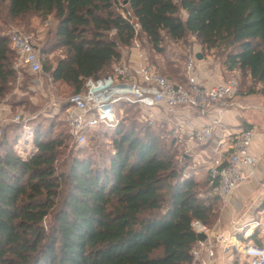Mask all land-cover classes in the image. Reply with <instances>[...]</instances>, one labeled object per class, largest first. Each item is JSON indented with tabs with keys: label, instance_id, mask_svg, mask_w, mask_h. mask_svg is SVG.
<instances>
[{
	"label": "trees",
	"instance_id": "16d2710c",
	"mask_svg": "<svg viewBox=\"0 0 264 264\" xmlns=\"http://www.w3.org/2000/svg\"><path fill=\"white\" fill-rule=\"evenodd\" d=\"M49 17L56 26L38 51L42 70L73 94L85 80L111 75L122 52L128 60L134 39L163 54L165 39L178 43L187 36L203 50L224 53L229 72L252 86L264 85V0H0L2 23L28 29L32 18ZM58 48L63 57L54 65L45 62ZM146 61L185 85V75L168 62L160 71L149 56ZM14 62L9 37L0 30V103L17 81ZM32 77L22 73L28 83ZM236 82L243 94L246 84ZM117 108L141 113L125 103ZM3 131L0 264H191V252L204 238L192 223L211 227L216 221L218 200L198 197L202 188L208 191L209 176L203 185L179 176L174 143L150 126L125 129L120 122L87 133L86 140L114 132L105 164L85 156L71 160L66 171L58 158L69 132L54 135L51 126L38 125L33 152L23 159L13 150L17 139Z\"/></svg>",
	"mask_w": 264,
	"mask_h": 264
},
{
	"label": "built area",
	"instance_id": "2783aa9c",
	"mask_svg": "<svg viewBox=\"0 0 264 264\" xmlns=\"http://www.w3.org/2000/svg\"><path fill=\"white\" fill-rule=\"evenodd\" d=\"M136 32L138 25H135ZM10 45L15 54L14 69L17 81L23 72L31 75L42 73V63L38 51L30 37L19 31L8 35ZM137 39L133 40L131 50L141 52ZM138 62L122 59L112 66L111 75L101 79H87L81 92L72 94L62 104L65 106V122L71 138L83 145L86 134L100 127L112 129L119 122L122 110L120 103L139 108L145 119L156 117L155 112L175 114L180 109L190 110L204 121L203 125L193 127L186 121L176 122L177 130L184 133L197 145H206L215 141V160L208 172L209 189L201 198H216L221 209L228 204L231 196L245 183H259L257 166L258 158L251 147L256 136L253 128H240L234 131L226 127L220 114L223 109L212 111L217 106L231 102L238 96V85L229 80L213 86H204L197 76L198 60L187 56L183 65L185 85L175 84L157 69L148 65L143 56ZM224 109H227L224 107ZM10 107L0 103V125L4 123L19 124L20 117H11ZM2 127L0 126V137ZM264 197V184H260ZM238 222L232 221L231 229L221 225L217 218L214 225L208 227L199 221L192 223L196 234L204 238L193 248L191 264H213L216 251L222 255L235 253L246 264H264V246H255L245 235L239 239ZM254 227L263 226L255 222ZM202 258L204 259L203 261Z\"/></svg>",
	"mask_w": 264,
	"mask_h": 264
},
{
	"label": "rangeland",
	"instance_id": "374dc122",
	"mask_svg": "<svg viewBox=\"0 0 264 264\" xmlns=\"http://www.w3.org/2000/svg\"><path fill=\"white\" fill-rule=\"evenodd\" d=\"M119 11V9H116V12ZM31 22L32 25L27 29L19 23H10L8 20L6 23L0 21V30L4 32L6 36L13 31H19L25 34L31 38L35 49L39 51L44 43L51 39L52 35L50 34L54 32L56 22L51 17L47 18L44 22L32 18ZM141 43L143 48L140 42L139 46L144 57L147 58V56H149L152 61H155L159 70L168 62L171 68L179 70L180 75L183 76V65L187 56L192 55L196 58L197 55H200L201 60H198L197 70L199 81L201 80V74L209 71V69L214 70L217 68L220 70L223 82L235 80L246 84L244 86L245 89L243 88L242 90L244 93L238 95L239 98L258 96L262 97L264 100V85L252 86L253 84L248 80H242L238 73L229 72L224 65V53L216 50L208 51L201 49L200 45L191 36H187L184 41L178 43L165 39L161 46V49L164 51L163 54L150 50L149 45L145 41H142ZM146 52H148L147 56ZM64 54V49L58 48L49 54L48 59H45V62L54 65ZM122 55L123 58L126 59V52H122ZM32 76L33 77L29 83L24 81L21 77L19 81L15 82L9 95L2 100L7 105L12 106L11 117L16 115L20 117L21 121L19 124L4 123L0 126L2 127V131L5 128L3 132L6 136L10 139L14 136L17 139L13 150L23 159L33 152V131L38 125L41 126V129H49L51 126L53 129L52 134L54 135L61 134L65 137L68 134L69 130L65 122V113L63 114L60 110L63 107L62 103L74 92L73 88L68 85L63 83H53L45 71H42L41 74ZM236 116L239 126H242L243 123L247 125L243 112L237 111ZM118 120V123L121 122L125 129L132 126L145 125L160 132L167 144H170L171 142L174 143L172 145V150L175 155L174 161L179 176L182 178L191 177L202 185L206 182L209 168L216 159L214 153V143L216 144L215 140H211L206 145L195 144L190 138L184 135V133L177 130L176 121L170 113L165 114L163 117L158 115L149 120L145 119L143 114L136 113L135 110H132L131 112L123 114L122 112L121 114L119 113ZM261 120L262 124H264V116ZM254 127L257 131H260L259 126ZM12 129L13 131H11ZM258 134L264 145V133L260 131ZM113 135V131L103 135H88L87 140L83 145H78L72 138H66L64 140V146L61 147L59 151L61 153L58 158L59 164L61 166L63 165L61 170L66 171L67 164L71 160L85 156L91 157L97 164H105L104 162L108 152L112 151ZM259 168L261 174L258 177L259 182L260 184H264V154ZM260 184L255 183L258 197L256 196V200L254 199V201H251L249 204L252 206L254 205L253 208L258 206L259 196H262V188ZM205 193L206 190L202 188L201 191H199L198 197L201 198ZM215 211L216 220L217 218L221 219L224 209H221L220 205H218L216 206ZM256 217L257 216H254V219H256ZM254 223L255 222L247 223L245 227L249 228L250 226H253ZM234 259L237 261L236 264H246L243 260H240L239 257ZM214 264H218V262H214Z\"/></svg>",
	"mask_w": 264,
	"mask_h": 264
},
{
	"label": "crops",
	"instance_id": "0c3cea01",
	"mask_svg": "<svg viewBox=\"0 0 264 264\" xmlns=\"http://www.w3.org/2000/svg\"><path fill=\"white\" fill-rule=\"evenodd\" d=\"M140 56H143L144 60L146 61V58L144 57V54L142 52H136L135 50H131L128 55V61L130 62H138L141 60ZM208 72V73H207ZM205 72L204 74H201V80L200 83L204 86H213L219 83H223L222 81V75L220 73V70L215 68L214 70H210ZM223 109V112H221L220 117L222 123L234 130L237 131L242 126H239L236 112L237 110L234 109H224L222 106H217L211 113L212 116L216 115L215 112L217 110ZM156 116H165V114L160 113L158 111L155 112ZM171 114V113H170ZM174 120L176 122L179 121H186L188 124H190L193 127L201 126L203 125L204 121L197 117L196 113L190 110L186 109H180L177 113L172 114ZM218 132H216L215 136L218 137ZM214 137V140L216 141L217 138ZM215 147V143H214ZM252 153L257 156L258 158V166H257V173L258 177L260 174V162L263 159L264 154V145L261 141L260 135L256 132L255 139L253 141L252 147H251ZM257 189L255 182H247L244 185H242L229 199L228 204L224 208V213L221 217V225L225 229H231V223L232 221L238 222L237 225V231H238V237L239 239H243V235H245L255 246H264V197L259 196L258 200V206L249 205L251 201H254L255 198H257ZM256 200V199H255ZM250 206V207H248ZM254 216H257L256 219H254ZM238 217V219H237ZM241 217V218H239ZM250 222H257L261 223L263 226L261 227H254L250 226L249 228H246L245 225ZM256 233L254 237H252ZM236 254L233 252H230L226 255H222L219 251H216L215 261L218 262V264H233V259L235 258ZM204 259L202 258L201 261Z\"/></svg>",
	"mask_w": 264,
	"mask_h": 264
},
{
	"label": "water",
	"instance_id": "95a60500",
	"mask_svg": "<svg viewBox=\"0 0 264 264\" xmlns=\"http://www.w3.org/2000/svg\"><path fill=\"white\" fill-rule=\"evenodd\" d=\"M197 60H201V56H196ZM264 100L262 97L258 96H248L245 98H239L236 96L229 102L228 104L223 105L227 109H234L237 111L243 112L245 121L247 126L255 129V131L264 133V124H262V117L264 116V108H263ZM254 126H259L260 131Z\"/></svg>",
	"mask_w": 264,
	"mask_h": 264
}]
</instances>
